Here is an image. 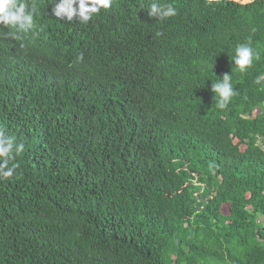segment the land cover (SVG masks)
Returning <instances> with one entry per match:
<instances>
[{"label":"trees","instance_id":"1","mask_svg":"<svg viewBox=\"0 0 264 264\" xmlns=\"http://www.w3.org/2000/svg\"><path fill=\"white\" fill-rule=\"evenodd\" d=\"M27 2L33 30L0 25V128L25 146L0 264H264V0H157L163 20L112 0L87 23Z\"/></svg>","mask_w":264,"mask_h":264},{"label":"clouds","instance_id":"2","mask_svg":"<svg viewBox=\"0 0 264 264\" xmlns=\"http://www.w3.org/2000/svg\"><path fill=\"white\" fill-rule=\"evenodd\" d=\"M52 5L53 16L62 20L75 19L87 23L93 14L99 13L101 9L110 8L112 0H53ZM146 9L149 16L161 20L177 14L172 4H160L157 0H152ZM37 15L36 5L28 3L27 0H0V25L11 27L17 33H28L33 30L34 17ZM254 58L259 59V54L252 47V40L249 37L246 43L236 46L232 61L241 72H245L252 66ZM254 83L258 85L264 83V76H256ZM211 89L219 97L218 106L222 109L236 94L229 73L223 74L217 82H212ZM24 147L23 143H16L14 135L6 134L5 130L0 128V179L16 175L19 164L15 160L23 152Z\"/></svg>","mask_w":264,"mask_h":264}]
</instances>
